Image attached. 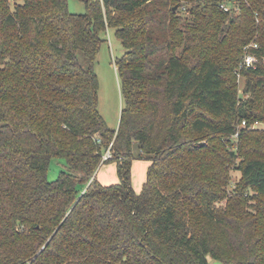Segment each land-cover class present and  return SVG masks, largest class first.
Here are the masks:
<instances>
[{"label": "trees", "instance_id": "1", "mask_svg": "<svg viewBox=\"0 0 264 264\" xmlns=\"http://www.w3.org/2000/svg\"><path fill=\"white\" fill-rule=\"evenodd\" d=\"M84 1L0 0V264H264V0ZM108 29L118 129L98 110Z\"/></svg>", "mask_w": 264, "mask_h": 264}, {"label": "rangeland", "instance_id": "2", "mask_svg": "<svg viewBox=\"0 0 264 264\" xmlns=\"http://www.w3.org/2000/svg\"><path fill=\"white\" fill-rule=\"evenodd\" d=\"M68 7L75 14H83L86 12V3L84 0H68ZM102 37L104 41L94 63L95 73L99 80L98 110L110 128L118 129L123 107V97L116 62L125 53V48L115 35L114 29H108L102 33ZM239 80L242 88L244 80L241 77H239ZM133 154L135 159L132 164V186L136 192H139L147 179L150 162L146 159L139 158L138 141L133 142ZM63 169L65 167L63 166L62 160H52L48 171V179L50 181L57 179ZM96 174L98 181L102 184H115L120 180L115 162L102 164ZM239 177L240 173L233 170L232 178L234 183ZM208 262L209 264H220V261L210 256L208 257Z\"/></svg>", "mask_w": 264, "mask_h": 264}, {"label": "built area", "instance_id": "3", "mask_svg": "<svg viewBox=\"0 0 264 264\" xmlns=\"http://www.w3.org/2000/svg\"><path fill=\"white\" fill-rule=\"evenodd\" d=\"M221 7L226 10V11H230L231 7L229 5H227L226 3H222L221 4ZM251 47H258L257 44H250L247 48H246V54H245V57H244V61L243 63L240 65V68L242 67H246V68H249V67H253L257 58L255 55L251 54L250 52H248V49L251 48ZM240 76V75H239ZM242 126H246V122L244 121ZM255 127V126H254ZM239 135V132H237L235 134V138L238 137ZM112 157V153H111V147L106 151V153L104 154L103 156V160H107L109 158Z\"/></svg>", "mask_w": 264, "mask_h": 264}, {"label": "water", "instance_id": "4", "mask_svg": "<svg viewBox=\"0 0 264 264\" xmlns=\"http://www.w3.org/2000/svg\"><path fill=\"white\" fill-rule=\"evenodd\" d=\"M178 8V6H175V10Z\"/></svg>", "mask_w": 264, "mask_h": 264}]
</instances>
